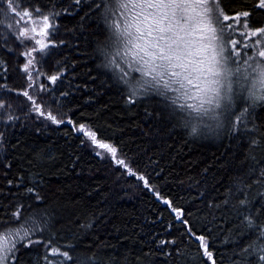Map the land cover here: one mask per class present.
Returning <instances> with one entry per match:
<instances>
[{
    "label": "trees",
    "instance_id": "16d2710c",
    "mask_svg": "<svg viewBox=\"0 0 264 264\" xmlns=\"http://www.w3.org/2000/svg\"><path fill=\"white\" fill-rule=\"evenodd\" d=\"M116 5L13 0L30 18L48 17L37 44L36 32L20 35L26 17L0 0V234L29 233L11 264H264V102L241 98L220 132L202 133L155 89L130 90L121 79L138 76L120 78L107 60L117 62ZM257 5L219 0L229 17L249 13L239 23L220 17L232 25L230 50L264 27ZM257 39H244L235 63ZM81 125L124 164L98 154Z\"/></svg>",
    "mask_w": 264,
    "mask_h": 264
},
{
    "label": "snow or ice",
    "instance_id": "6c2138e0",
    "mask_svg": "<svg viewBox=\"0 0 264 264\" xmlns=\"http://www.w3.org/2000/svg\"><path fill=\"white\" fill-rule=\"evenodd\" d=\"M116 3L119 18L113 20L110 25L116 42L122 46L116 54L129 58V68L141 74L142 82L137 81L136 86L143 88L149 85L169 100L177 111L184 113L188 120L199 118L203 121L205 117L217 119V109L229 110L234 84L243 88L246 82H250L248 98L251 99L252 105L264 102V64L258 62L253 66L245 61L247 67L243 70L239 65L231 67L230 64L235 63L232 53L220 42L225 27H232L231 24L225 26L220 17H223V21L231 19L239 23L241 16H249L247 11L229 17L220 9L219 0H116ZM8 4L21 20L31 17L28 11H17L13 7V0H8ZM257 6L264 9V0H258ZM42 22L46 29L49 26L48 17H43ZM243 27L249 28L247 20L243 22ZM32 31L35 32L36 29L33 28ZM20 35L29 38L27 29ZM40 35L44 36L46 32L41 30ZM248 35L264 37V27L249 30ZM36 43L41 42L37 40ZM232 43L235 45L237 42ZM255 43L260 44L261 40L257 39ZM46 46L41 44V50ZM25 55L31 56V52ZM235 55L238 57L239 52ZM258 55L264 59V48ZM32 63L30 59L24 65L25 72ZM50 79L54 82L57 77L52 76ZM23 95L28 96V93L24 92ZM28 98L32 99L30 96ZM224 101L228 103H222ZM0 107H3L2 103ZM36 107L39 111V105ZM243 115L244 113H241V116ZM48 119L59 122L51 113L48 114ZM193 130L195 131V128ZM80 131L84 132L96 147L108 151L115 158L114 147L98 141L96 134L86 131L83 125L80 126ZM117 162L124 164L123 160ZM140 179L144 178L141 176ZM145 185L147 186V181ZM15 215L18 217L19 213ZM179 216L178 213L177 218ZM28 235L25 230L23 237ZM196 239L200 241L204 254L211 258L212 253L208 251L205 238L198 236ZM14 247L15 244L8 247L7 236L0 237V264H6L8 253L12 252ZM51 254L71 259L67 252L61 253L58 248H52ZM260 260L264 261V255L260 256Z\"/></svg>",
    "mask_w": 264,
    "mask_h": 264
},
{
    "label": "rangeland",
    "instance_id": "374dc122",
    "mask_svg": "<svg viewBox=\"0 0 264 264\" xmlns=\"http://www.w3.org/2000/svg\"><path fill=\"white\" fill-rule=\"evenodd\" d=\"M115 9H116V11L114 13L115 19L113 18V20H116L117 18H119L118 5H116ZM24 20H25V23H24L25 26H24V24L22 25V26H24V29H27L28 31L32 30L33 28L36 29L35 32L37 34V36H36V41H37L39 39L41 30L44 31V24L42 22L43 19L42 18H37V17L28 19L26 17ZM224 32L225 33H230V32H228V28L227 27H225V31ZM248 33L249 32H246V34H244V35H242L240 33L241 37H240V40H239V46L233 45L231 47V50H230V45H229L230 42L228 43L227 41L226 42L224 41L223 34H222V39H221L220 42L223 43L226 46V48L231 51L232 57H234L236 51L239 50L240 48H242L241 44H246L244 42V39L248 38V36H249ZM258 38L261 40V43L255 45V50H254L255 53H253L251 55H248V56L243 55L241 62L232 63V64H230L231 67H236L237 65H239L241 67V69L243 70L245 67H247V64H251L253 66H255L258 62L261 63V64H264V59H262L258 55L259 51L262 48H264V37H258ZM233 41H236V40H233ZM121 48H122V46L117 43V51L121 50ZM249 57H251V59H249ZM106 59H107V57H106ZM107 60H109L110 64L112 65L111 68L114 69V70H117L114 73L116 75L118 74L120 78H122V76H125V73H128V72L132 73L133 75L138 76V79H134V81H132L128 77H125V79H121V80L126 86H128V88L130 90L137 89L139 93L142 92V88L136 86L137 85V81H141L142 82L141 74L136 72V71H134V70H132L131 68H129V58L123 57L122 54L121 55H117V62H116V56H115V53H113V55L111 57H109V59H107ZM245 61H247V64H245ZM115 62H116V65L113 66ZM249 71H250V69H249ZM130 73H128L127 75H130ZM32 74H33V72H31L29 74V77H31ZM233 79H235V78H233ZM133 86H136V87L134 88ZM250 87H251L250 82H246L245 86L243 88H240L236 84L233 85V92L231 94L232 95V100L230 102L231 103V108L230 109L235 107L239 100L245 99V101H247L249 99L248 98V89ZM222 103H228V102L224 101ZM230 109L227 110V111H225L224 108L217 109L216 111H217V113H219L217 119H209L208 117H205L203 121H201L199 118H197V119H195L193 121H196L198 123V127H199L198 131H200L202 133H210V132H215V131L216 132L217 131L220 132L223 129V127H224V121H225L226 115H227L228 111H230ZM103 143H105V142H103ZM97 151H98V153L100 155H104V151H105L104 149L98 148ZM111 156L113 157L112 154H111ZM115 159L117 161L122 160V159H120L119 156H117V154L115 155ZM17 233H19V235H17ZM23 233H21V231H15V232L8 233V234H0V237L7 236L8 237V247H12L13 244L16 245V243H18L19 240L20 241L22 240L21 237H23ZM13 250H14V248H13ZM13 250H12V252L8 253V260L6 261V264H11L13 256H14V251Z\"/></svg>",
    "mask_w": 264,
    "mask_h": 264
}]
</instances>
